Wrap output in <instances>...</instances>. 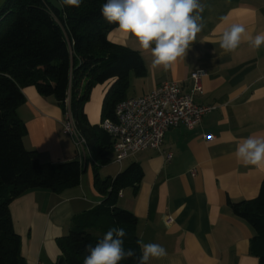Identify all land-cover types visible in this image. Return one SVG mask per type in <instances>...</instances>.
Listing matches in <instances>:
<instances>
[{
    "label": "crops",
    "instance_id": "0c3cea01",
    "mask_svg": "<svg viewBox=\"0 0 264 264\" xmlns=\"http://www.w3.org/2000/svg\"><path fill=\"white\" fill-rule=\"evenodd\" d=\"M200 3L202 30L187 54L168 70L153 69L150 52L141 50L134 37L116 29L107 35L108 41L137 51L146 67L145 76H130L126 99L146 95L167 81L192 94L190 75L205 73L193 101L213 109L192 129L183 124L170 128L159 151L148 149L117 163L110 150L105 164L98 148L78 154L62 132L60 106L34 87L22 90L25 102L17 113L26 128L24 148L41 163L75 160L81 166L77 186L58 194L30 189L10 203L25 264H56L60 257L56 240L68 234L71 218L103 201L94 186L95 176L114 178L133 163L141 171V180L136 189L127 186L118 193L117 207L136 217L139 239L166 249L164 258L152 259L150 264H258L250 253L254 232L231 213L228 201L255 199L264 181V171L245 167L234 154L237 142L264 134V45L254 49L242 42L226 53L219 38L233 23L244 25L253 37L264 34V0ZM113 83L111 79L91 90L84 105L91 126H99L102 103ZM207 135L213 138L205 140Z\"/></svg>",
    "mask_w": 264,
    "mask_h": 264
},
{
    "label": "trees",
    "instance_id": "16d2710c",
    "mask_svg": "<svg viewBox=\"0 0 264 264\" xmlns=\"http://www.w3.org/2000/svg\"><path fill=\"white\" fill-rule=\"evenodd\" d=\"M104 3L82 0L76 8L60 6V0H6L0 10V264H25L10 203L30 189L58 194L77 186L81 175L78 161L41 163L33 151L24 148L26 128L17 113L25 102L22 90L34 87L42 97L52 98L63 115L69 111L87 149L98 148L105 164L112 141L100 126L88 123L84 105L96 85L114 79L100 113L101 121L114 120L116 105L126 100L130 76L146 74L137 51L108 41V33L117 25L101 15ZM140 180L135 163L114 178L95 176L94 186L103 201L71 218L68 234L56 240L60 251L56 264H83L87 249L113 227L125 230L124 248L135 253L119 264H138L137 219L117 207V197L127 186L136 189ZM228 207L252 228L250 253L258 264H264V181L255 199L228 201Z\"/></svg>",
    "mask_w": 264,
    "mask_h": 264
},
{
    "label": "clouds",
    "instance_id": "9594fccd",
    "mask_svg": "<svg viewBox=\"0 0 264 264\" xmlns=\"http://www.w3.org/2000/svg\"><path fill=\"white\" fill-rule=\"evenodd\" d=\"M82 0H60V6L78 8ZM203 5L200 0H106L101 15L116 30L134 37L141 50L150 52L152 68L168 70L178 59L187 54L189 45L202 30L199 23ZM242 42L259 49L264 45V34L254 37L244 25L233 23L226 27L219 38L224 52L235 51ZM235 157L245 167L264 171V134H254L236 144ZM126 232L123 228H110L94 247L87 249L83 264H119L133 256V250L124 248ZM141 255L138 264H150L152 259L167 255L166 249L157 243H145L138 239Z\"/></svg>",
    "mask_w": 264,
    "mask_h": 264
},
{
    "label": "built area",
    "instance_id": "2783aa9c",
    "mask_svg": "<svg viewBox=\"0 0 264 264\" xmlns=\"http://www.w3.org/2000/svg\"><path fill=\"white\" fill-rule=\"evenodd\" d=\"M203 71H195L192 94H184L173 82H164L141 97L126 99L114 109V120H103L100 128L109 135L115 161L123 160L139 152L151 149L159 151L165 133L179 124L192 129L213 108L201 106L193 101V93L199 92ZM62 132L68 136L78 154L87 149L85 139L76 130L69 111L63 115ZM213 137L207 135L205 140ZM171 157L167 155V160Z\"/></svg>",
    "mask_w": 264,
    "mask_h": 264
},
{
    "label": "rangeland",
    "instance_id": "374dc122",
    "mask_svg": "<svg viewBox=\"0 0 264 264\" xmlns=\"http://www.w3.org/2000/svg\"><path fill=\"white\" fill-rule=\"evenodd\" d=\"M6 0H0V10L3 8Z\"/></svg>",
    "mask_w": 264,
    "mask_h": 264
}]
</instances>
